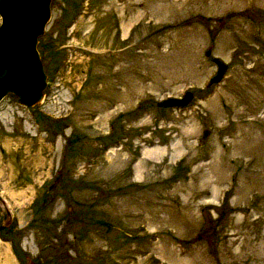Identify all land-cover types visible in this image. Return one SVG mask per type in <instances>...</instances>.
<instances>
[{"label":"rangeland","instance_id":"rangeland-1","mask_svg":"<svg viewBox=\"0 0 264 264\" xmlns=\"http://www.w3.org/2000/svg\"><path fill=\"white\" fill-rule=\"evenodd\" d=\"M36 50L42 99L0 100V264H264V0H51Z\"/></svg>","mask_w":264,"mask_h":264},{"label":"bare ground","instance_id":"bare-ground-1","mask_svg":"<svg viewBox=\"0 0 264 264\" xmlns=\"http://www.w3.org/2000/svg\"><path fill=\"white\" fill-rule=\"evenodd\" d=\"M45 3L46 0H8L7 4L5 25L9 28L0 47V88H15L26 100L36 92L38 68L29 43L41 12H45Z\"/></svg>","mask_w":264,"mask_h":264},{"label":"water","instance_id":"water-1","mask_svg":"<svg viewBox=\"0 0 264 264\" xmlns=\"http://www.w3.org/2000/svg\"><path fill=\"white\" fill-rule=\"evenodd\" d=\"M50 2H51V0H46L45 12H43V14L41 12V16L39 18L40 20L38 19L39 20L38 25L36 26V28H34V33L32 34V40L29 43V46L31 47L32 53L34 55L35 63H36L37 68H38V70H37L38 75L36 74V76H35V84H36L35 91L36 92H34V96L32 98L26 100L18 94L17 89L14 88V90H13L12 88L7 89L6 87H1L0 88V100L8 93L14 95L17 98L18 102L20 104H22L23 106L34 105L42 99L43 90L46 87V74L44 73L42 63L40 61L38 52L36 50V43H37L38 36H40L43 33L44 26H45V24L49 18ZM7 4H8V0H0V47H1V44L4 42L5 37H6V32L8 31V29H7L8 26H7V24L5 25L7 15H8ZM216 21L220 22L221 19L217 18ZM209 52H210L209 49H205L204 55L207 56L209 54ZM212 62L215 65V71L209 76L208 84H211L213 82H219L222 78V74H223L224 69H225L224 63L221 62L218 58L213 57ZM1 73L2 72H0V75H1ZM189 99H190L189 92H185V94L183 96L178 97V98H174V97L163 98L157 104L159 106H165V107L166 106L175 107V108L176 107H184L186 105V103L189 101ZM206 134H207V130H203L202 131V138H205ZM58 176H59V173H56L54 175L51 184L46 186L47 191L50 190V188L57 181ZM0 203L4 204V202L1 198H0Z\"/></svg>","mask_w":264,"mask_h":264},{"label":"flooded vegetation","instance_id":"flooded-vegetation-1","mask_svg":"<svg viewBox=\"0 0 264 264\" xmlns=\"http://www.w3.org/2000/svg\"><path fill=\"white\" fill-rule=\"evenodd\" d=\"M5 218H6V216L4 217V219ZM12 219L13 218L7 220L8 224L5 223L6 219L4 220L3 223L0 224V237H2V239L4 241H9L10 240L9 237H7V236L11 234L9 227H10V222H12ZM6 224L8 225L7 227H6Z\"/></svg>","mask_w":264,"mask_h":264}]
</instances>
